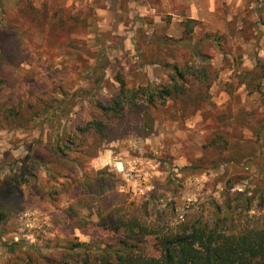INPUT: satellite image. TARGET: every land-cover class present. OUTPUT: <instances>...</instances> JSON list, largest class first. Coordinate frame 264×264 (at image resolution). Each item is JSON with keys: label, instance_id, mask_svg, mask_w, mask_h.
Instances as JSON below:
<instances>
[{"label": "rangeland", "instance_id": "rangeland-1", "mask_svg": "<svg viewBox=\"0 0 264 264\" xmlns=\"http://www.w3.org/2000/svg\"><path fill=\"white\" fill-rule=\"evenodd\" d=\"M0 38L17 81L0 85V193L12 179L26 208L0 228V262L5 244L48 253L76 241L96 249L107 237L65 221L68 196L47 203L62 181L48 157L56 145L135 208L147 201L151 219H208L234 193L252 200L249 212L238 204L242 224L264 217V0H0ZM172 66L197 78L154 112L148 135L127 115L106 139L75 136L100 118L95 103L119 79L161 86ZM141 245L151 251L150 238Z\"/></svg>", "mask_w": 264, "mask_h": 264}, {"label": "trees", "instance_id": "trees-1", "mask_svg": "<svg viewBox=\"0 0 264 264\" xmlns=\"http://www.w3.org/2000/svg\"><path fill=\"white\" fill-rule=\"evenodd\" d=\"M97 67H102L101 61ZM13 75L6 64L0 38V85L15 87L17 81ZM188 76L196 80V71L191 67L172 66L168 83L161 86L148 83L129 89L119 79L117 92L95 103L100 118H92L73 133L106 139L109 130L119 128L126 116L132 115L139 121L143 134L148 135L157 122L154 112L166 101L179 99L184 94ZM81 95L88 94L77 92L72 98H81ZM64 150L60 145L48 147V157L54 158L53 163L59 168L53 180L62 175V181L56 183L57 188H49L46 201L54 205L61 196H68L70 203L60 211L65 221L85 235H88V226L89 229L94 226L95 230L98 227L105 231L106 239L96 249L76 241L48 253L26 250L16 243L5 244L6 258L0 264H264V217L257 218V224L252 226L242 224L241 218L236 219L243 213L239 202L245 201L244 210L251 211L252 200L243 193L225 195L221 204L213 203L208 219L201 214L171 225L151 219L147 201L135 208L127 195L118 193L113 180L107 184L97 173L91 176L82 172L76 157L69 159ZM38 155L35 152L33 157ZM11 185H14L12 179L0 193V228L13 213L26 209L23 196H13L17 188ZM261 200L258 210L264 209V197ZM149 238L151 251L141 245V241Z\"/></svg>", "mask_w": 264, "mask_h": 264}]
</instances>
